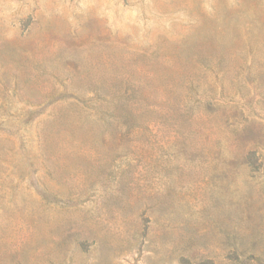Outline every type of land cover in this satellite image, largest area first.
I'll use <instances>...</instances> for the list:
<instances>
[{"label":"rangeland","instance_id":"374dc122","mask_svg":"<svg viewBox=\"0 0 264 264\" xmlns=\"http://www.w3.org/2000/svg\"><path fill=\"white\" fill-rule=\"evenodd\" d=\"M0 264H264V0H0Z\"/></svg>","mask_w":264,"mask_h":264},{"label":"trees","instance_id":"16d2710c","mask_svg":"<svg viewBox=\"0 0 264 264\" xmlns=\"http://www.w3.org/2000/svg\"><path fill=\"white\" fill-rule=\"evenodd\" d=\"M145 93H146V94H145ZM148 95L153 99L152 94H151L149 91H145L144 94H142L143 97H147ZM121 99H122V96H119V95L113 94V95L110 97V100L108 101V103L111 104L110 107L115 108V107H117L118 105L121 104V103H120V102H121V101H120ZM144 101H145V102H149V101L143 99V104H144ZM144 105H145V104H144ZM152 107H154V106H153V105H149V106L145 105V109H146L145 114H146V113L148 112V110H149L150 108H152ZM118 108H119V107H118ZM145 114H144V115H145ZM111 116H112L114 119H118V118H117L116 116H114L113 114H111ZM123 118H124V119L127 118L128 121H131V118L129 117L128 114H127V117L124 116Z\"/></svg>","mask_w":264,"mask_h":264}]
</instances>
